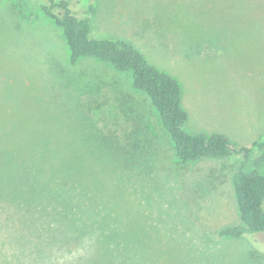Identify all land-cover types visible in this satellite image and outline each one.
Wrapping results in <instances>:
<instances>
[{"label": "rangeland", "instance_id": "374dc122", "mask_svg": "<svg viewBox=\"0 0 264 264\" xmlns=\"http://www.w3.org/2000/svg\"><path fill=\"white\" fill-rule=\"evenodd\" d=\"M94 3L92 37L130 39L181 82L189 131L223 132L235 149L264 134V0ZM115 73L93 59L71 65L61 29L34 2L0 0V144L13 141L9 136L21 128H37L63 152L90 162L87 184L99 204L93 219L121 226L128 242L115 264H264L261 235L216 236L221 227L240 221L231 175L241 166V155L176 166L158 114L142 93L134 94L138 113L147 131L158 135L159 152L147 168L127 170L93 143L95 153L90 150L92 122L121 138L127 130L111 97L112 105L103 102L101 113L90 108L89 114L87 108L109 92L104 83L127 89L129 76ZM261 155L252 151L243 168L264 172ZM103 160L104 165L97 163ZM11 214L0 201V264H32L31 252L11 247L6 235L13 233ZM96 252L91 244L41 256L46 264H91Z\"/></svg>", "mask_w": 264, "mask_h": 264}, {"label": "trees", "instance_id": "16d2710c", "mask_svg": "<svg viewBox=\"0 0 264 264\" xmlns=\"http://www.w3.org/2000/svg\"><path fill=\"white\" fill-rule=\"evenodd\" d=\"M28 1L34 2L61 29L71 65L93 59L114 74L129 76L127 89L118 91L115 81L112 85L104 83L110 87V95L103 93L102 101L93 99L87 106L90 114V108L98 110L103 102L110 104L111 97L114 103L110 105L122 114L127 130L121 138L114 130L105 131L92 122L93 132L87 138L90 150L95 153L94 144L99 152L111 154L114 164L119 162L127 170L134 167L143 172L147 168L149 159L159 152L158 135L147 131L138 113L135 95L142 93L158 114L176 166L203 159L221 160L233 153L243 157L241 166L231 175L240 221L221 227L216 236L264 238V172L259 167L243 168L252 151L263 154L260 160H264V134L250 146L235 149L232 138L223 132L189 131L186 128L189 113L183 106L184 90L177 77L150 62L128 38L90 35L91 18L97 10L94 0H83L84 7L79 0ZM20 130L18 135L9 136L13 141L0 144V201L4 209L12 211L9 217L12 223L8 224L13 233L6 232L11 247L16 252H31L29 258H35L32 264H46L41 252L74 251L94 244L97 255L91 264H115V255L125 251L128 242L123 238L125 232L121 226L97 223L93 219L99 204L87 184L90 162L73 158L69 151L63 152L59 144L42 137L37 128ZM32 239L36 240L34 245Z\"/></svg>", "mask_w": 264, "mask_h": 264}]
</instances>
